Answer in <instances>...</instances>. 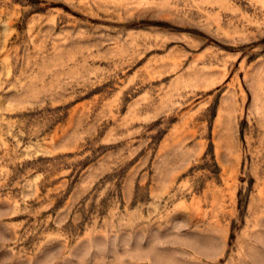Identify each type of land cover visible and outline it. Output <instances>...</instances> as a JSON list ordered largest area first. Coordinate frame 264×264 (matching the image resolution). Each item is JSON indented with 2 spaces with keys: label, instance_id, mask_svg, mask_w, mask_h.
<instances>
[{
  "label": "rangeland",
  "instance_id": "374dc122",
  "mask_svg": "<svg viewBox=\"0 0 264 264\" xmlns=\"http://www.w3.org/2000/svg\"><path fill=\"white\" fill-rule=\"evenodd\" d=\"M0 264H264V0H0Z\"/></svg>",
  "mask_w": 264,
  "mask_h": 264
}]
</instances>
